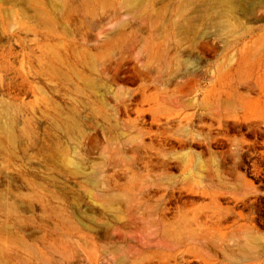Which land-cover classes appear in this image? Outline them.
<instances>
[{
  "label": "rangeland",
  "instance_id": "1",
  "mask_svg": "<svg viewBox=\"0 0 264 264\" xmlns=\"http://www.w3.org/2000/svg\"><path fill=\"white\" fill-rule=\"evenodd\" d=\"M0 264H264V0H0Z\"/></svg>",
  "mask_w": 264,
  "mask_h": 264
}]
</instances>
